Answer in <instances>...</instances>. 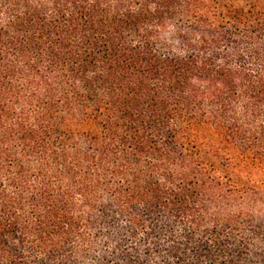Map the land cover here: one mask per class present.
<instances>
[{
    "label": "trees",
    "instance_id": "trees-1",
    "mask_svg": "<svg viewBox=\"0 0 264 264\" xmlns=\"http://www.w3.org/2000/svg\"><path fill=\"white\" fill-rule=\"evenodd\" d=\"M0 264H264V0H0Z\"/></svg>",
    "mask_w": 264,
    "mask_h": 264
}]
</instances>
